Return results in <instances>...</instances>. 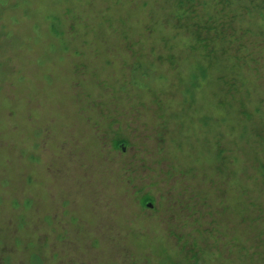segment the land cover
<instances>
[{"label":"rangeland","instance_id":"374dc122","mask_svg":"<svg viewBox=\"0 0 264 264\" xmlns=\"http://www.w3.org/2000/svg\"><path fill=\"white\" fill-rule=\"evenodd\" d=\"M0 264H264V0H0Z\"/></svg>","mask_w":264,"mask_h":264}]
</instances>
